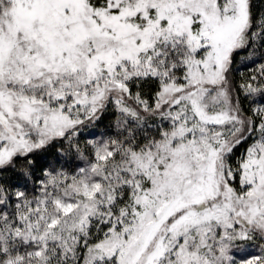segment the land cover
Wrapping results in <instances>:
<instances>
[{
  "label": "snow or ice",
  "instance_id": "obj_1",
  "mask_svg": "<svg viewBox=\"0 0 264 264\" xmlns=\"http://www.w3.org/2000/svg\"><path fill=\"white\" fill-rule=\"evenodd\" d=\"M0 264H264V0H0Z\"/></svg>",
  "mask_w": 264,
  "mask_h": 264
},
{
  "label": "trees",
  "instance_id": "obj_2",
  "mask_svg": "<svg viewBox=\"0 0 264 264\" xmlns=\"http://www.w3.org/2000/svg\"><path fill=\"white\" fill-rule=\"evenodd\" d=\"M111 122H112V117L109 116L108 118L105 119L104 124L107 125V124H109ZM101 130H103V128H101Z\"/></svg>",
  "mask_w": 264,
  "mask_h": 264
}]
</instances>
